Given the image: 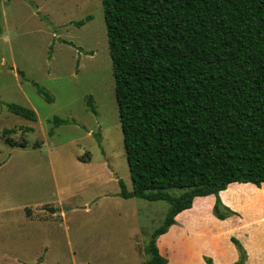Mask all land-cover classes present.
I'll list each match as a JSON object with an SVG mask.
<instances>
[{
    "label": "rangeland",
    "instance_id": "rangeland-1",
    "mask_svg": "<svg viewBox=\"0 0 264 264\" xmlns=\"http://www.w3.org/2000/svg\"><path fill=\"white\" fill-rule=\"evenodd\" d=\"M54 117L64 121L55 126ZM118 179L131 189L100 0L0 1V264H141L168 205L118 196ZM237 193L230 187L221 200ZM200 212L211 221L207 207ZM251 212L242 208L245 219ZM171 245L167 255L181 264Z\"/></svg>",
    "mask_w": 264,
    "mask_h": 264
},
{
    "label": "trees",
    "instance_id": "trees-1",
    "mask_svg": "<svg viewBox=\"0 0 264 264\" xmlns=\"http://www.w3.org/2000/svg\"><path fill=\"white\" fill-rule=\"evenodd\" d=\"M100 4L131 184L126 190L118 179V196L167 203L141 262L166 264L156 238L194 198L213 195L211 214L222 220L236 213L221 203L220 190L233 182H264V0ZM7 109L35 119L28 108ZM230 241L238 257L227 264H244V249L234 237Z\"/></svg>",
    "mask_w": 264,
    "mask_h": 264
},
{
    "label": "crops",
    "instance_id": "crops-1",
    "mask_svg": "<svg viewBox=\"0 0 264 264\" xmlns=\"http://www.w3.org/2000/svg\"><path fill=\"white\" fill-rule=\"evenodd\" d=\"M230 187L232 191L239 192L237 193L238 200L233 203H226L221 200V193ZM245 189L252 193L249 200L242 197L247 192ZM258 190H262L264 193V182H261L258 187L251 183L233 182L228 184L225 189L220 190L218 192L220 201L240 215L239 217L236 215L232 217L231 215L222 220L213 217L209 211L213 203V195L205 196L206 202L200 200L204 197L194 198L191 203L192 207L194 202H197L195 210L191 211V216L188 215L189 218L186 219H178L183 210L177 213L174 217L175 224L170 225L164 233L156 238L155 243L158 252L163 257H166V264H174L170 254L167 255L166 250L168 249L165 247L170 243H172L170 248L180 253L181 264H205L203 256L210 258L214 264L234 262L237 258V253L230 241V237L237 239L244 249L245 264H260L264 260V194L261 199L259 196L256 200L254 199L256 197L252 196H257L259 194ZM239 196L242 198L239 199ZM258 205L259 208L256 209ZM204 207H207L208 214L206 217L211 219L207 224L201 223L203 219L201 212L197 216L194 215ZM244 207H250L252 211L247 219L244 218L242 213V208ZM189 210L190 208L187 211ZM234 219H236V222ZM163 238H166L168 242L164 240L166 243H162L161 240Z\"/></svg>",
    "mask_w": 264,
    "mask_h": 264
},
{
    "label": "water",
    "instance_id": "water-1",
    "mask_svg": "<svg viewBox=\"0 0 264 264\" xmlns=\"http://www.w3.org/2000/svg\"><path fill=\"white\" fill-rule=\"evenodd\" d=\"M44 210L48 213H53V208H44Z\"/></svg>",
    "mask_w": 264,
    "mask_h": 264
}]
</instances>
